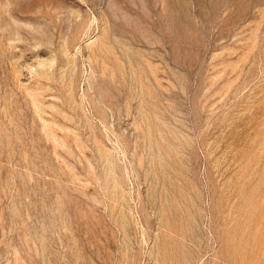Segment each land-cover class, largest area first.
I'll return each mask as SVG.
<instances>
[{
    "label": "rangeland",
    "instance_id": "1",
    "mask_svg": "<svg viewBox=\"0 0 264 264\" xmlns=\"http://www.w3.org/2000/svg\"><path fill=\"white\" fill-rule=\"evenodd\" d=\"M0 264H264V0H0Z\"/></svg>",
    "mask_w": 264,
    "mask_h": 264
}]
</instances>
